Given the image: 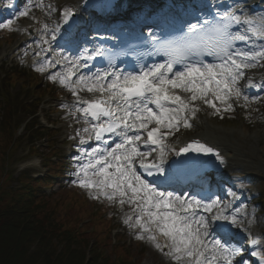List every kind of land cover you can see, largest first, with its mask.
Masks as SVG:
<instances>
[{"label":"snow or ice","instance_id":"1","mask_svg":"<svg viewBox=\"0 0 264 264\" xmlns=\"http://www.w3.org/2000/svg\"><path fill=\"white\" fill-rule=\"evenodd\" d=\"M8 7L12 5L9 4ZM31 7L29 2L16 15L28 16ZM48 7L51 8V5ZM71 14V10H65V22ZM12 24L13 20L0 23V29L11 30ZM205 25H209L207 30ZM234 25L237 26L236 31L232 30ZM241 25L245 26L243 32L239 30ZM55 38L53 34L52 39ZM253 38L264 40V16H241L234 11H226L217 13L215 23L205 20L203 24L190 25L183 45L171 47L164 52L168 57L165 63L155 64L138 74L121 76L116 72H105L97 74L92 80L82 76L76 82V88L71 87V77L74 75L71 70L66 75L59 76V82L69 86L73 96L77 97V104L84 105L77 108V111L84 115L86 122L88 117L95 121H99L101 117L107 118L104 123L92 124L91 129L84 128L83 131L94 134L97 141L102 140L104 133H112L121 138L113 148H96L86 153L90 159L81 166L83 178L79 180V185L97 189L98 194L93 198L99 199L103 195L109 201L119 203L121 207L125 204L132 206L136 216L135 223H130V227H139L142 232L150 233L148 239L154 242L157 241L156 233L167 238L168 243L164 247L170 248L169 254L177 262L187 257L192 264H213V261L233 264L241 250L216 239L211 241L209 247L206 241L210 234L209 218L200 216L198 210L212 212L215 208L217 212L211 219L229 221L233 225L237 224V218L235 215L225 214L227 205L222 207L218 197L204 202L195 198L185 200L171 192L158 191L142 178L136 166L138 164L149 176L154 174L153 169L157 174L164 173L165 149L168 147L164 141L178 131L181 125L185 128L192 127L190 116L194 117L199 110L194 106V101L201 100L209 107L216 108V111L220 109L214 101L224 105L225 111L232 109L228 101L244 95L238 85L245 70L264 62V45L255 49L236 50L237 42H248ZM202 52L216 56L220 62L187 64L183 71H177L169 77L175 63L182 62L189 54L200 55ZM83 58L69 61L71 67L75 68ZM91 58L93 57H88ZM37 70L43 72L45 68L41 66ZM108 76L112 79L105 83ZM50 79L56 80L57 76H51ZM77 89L99 93L100 98L81 100ZM173 90L190 95L185 98ZM209 94L212 98H209ZM244 99L247 101L249 97L244 95ZM150 105H155V110ZM130 132L133 134L130 135ZM141 132L147 134L143 139ZM86 142L82 137L80 143ZM139 143L157 145L158 157L148 161L147 157L151 152L141 151ZM190 151L215 155L223 163L218 152L198 141L187 144L177 154ZM161 208L167 211H160ZM132 219V216L126 217L125 223ZM138 238L144 239V236L140 235ZM252 243L258 245L260 241L254 239ZM155 246L161 248L159 242ZM208 252L211 253V260L205 256ZM252 255L259 256L264 264V255L258 252H253ZM201 257L205 259L202 261Z\"/></svg>","mask_w":264,"mask_h":264},{"label":"bare ground","instance_id":"2","mask_svg":"<svg viewBox=\"0 0 264 264\" xmlns=\"http://www.w3.org/2000/svg\"><path fill=\"white\" fill-rule=\"evenodd\" d=\"M164 1H165L164 4L167 5L166 7H169V10H173L171 4L169 3V0H164ZM196 1L198 2V8H199V6L203 7L207 0H196ZM212 1L216 7L220 5H231L233 7H236L238 14L241 16H249V17L264 16V0H212ZM81 2L82 0H52L50 11H47V9L43 7L44 8L43 17L27 18V21L22 26L23 28L20 29V32H23V30H31L32 36L26 35L22 37V34L19 33L20 40H18L17 42L19 43V46L16 45L15 48L8 53V55L13 56L14 53H17L18 50L21 51L22 56L29 55V50L31 49V46L38 44L39 46H42V48H44L46 54L51 51V55L48 57L49 63L52 64L53 62L54 66L63 67L66 70V74L68 73L69 70H71L73 73L77 72L76 70L77 66L75 68H72L69 61H75L77 58L81 57L80 54L73 53L71 56H68L67 52L63 50L65 49V44L70 40H72L74 37V36L68 37L61 31L60 25L62 19L64 18L65 10L66 9L71 10V12L75 11L80 14L79 30L84 35L83 37L86 36V32L90 31L92 33L99 34V31H103L105 29V24H103L101 27L98 25H94V23L90 18L93 11L90 8L89 10L83 11V9L80 8ZM139 2L142 7H147L148 6L147 2H149V0H136V3ZM132 3H134V0H121V3L117 8L126 10L132 6ZM254 4L260 6L261 10L259 11V13L256 14L251 13L250 6ZM177 8L180 7L177 6ZM149 10H152V14L154 17L152 22H157L165 19L164 15L161 14L159 7L156 6L153 8L149 7L147 11ZM201 11L202 10H198V15L201 14ZM137 14L140 15L138 17L142 20H145L146 17H148V12H144L143 14L144 16L141 15V13H137ZM148 18L151 19L150 16ZM45 25H47V28H45ZM110 28L113 29V27ZM107 31L114 32L113 30L110 29H108ZM243 31L244 28H242L241 32ZM53 34H55L56 37L55 40L52 39ZM80 39L83 40L82 37H80ZM66 48L69 49L68 47ZM33 50H34L33 48L32 50H30V54L32 53ZM65 57H67L68 59H65ZM5 58L6 57L4 56V59ZM81 68L82 66L80 67V69ZM88 78L94 79L95 77L90 76ZM243 79L244 82L240 83L241 82L240 80L238 85L241 88L242 93L244 92L246 87L247 88L253 87V91L256 94L261 91H264V71L254 75L246 74V76ZM250 82H251V86H249ZM105 83H107V81H105ZM94 98L96 97H92V98L87 97L84 99L92 100ZM73 103L75 104V106L73 107L76 112L75 119L82 122V125L86 124L87 126L84 128L90 129L91 124H88L89 123L88 119L86 122V118L84 117V115L81 112L77 111V108L83 107L84 105L77 104V100ZM243 121L245 122L243 124V128L236 130H227V128L225 127H220L209 117H206L204 120H198L197 122H193L190 117V123L192 127L196 128L195 135L188 134L180 139L177 140L174 139L172 141L169 138H167L164 141L165 144L168 146L165 149L164 164H166L176 155V151L179 146H181L184 142L192 138H198L202 140V142H205L208 145L213 146L214 148H218L220 150V157L222 158V160H224L226 167L220 174L214 176L215 178L214 184L222 185L223 186L222 192L228 196L227 203L225 204L227 205L225 214L230 216L235 215L237 218V224L234 225L237 233L234 232L236 233L234 235H240L239 234L240 232H242V234L249 232L253 237L252 240L254 239L259 240L261 238H264L262 237V232L260 229L262 228L261 225L262 222L257 219L255 211L246 210L244 208V204L249 201L248 198L252 195L253 189L254 188L258 189V187L254 185L253 179H258L259 181L264 180V140L262 139L261 131L259 130L260 123L256 121L250 122L248 118H244ZM83 129H80V131H82L85 135H87L88 133H85ZM162 131H166V130L162 129ZM249 131H253V134H251ZM141 135H144V137H146L147 134H145V132H141ZM114 137H116L114 138L115 143H119L121 141V138L119 136L115 135ZM86 141L88 145H93V143H90L89 140ZM138 146L140 147L141 151L151 152V155L149 156V158H147L148 161H150V159L155 160L159 155V148L157 145H151V144L145 145L143 143H139ZM153 149L156 150L153 151ZM195 193H192L188 200L195 198L193 196ZM202 211H203L202 209H199L198 214L200 216L209 218L210 221V216L208 212L203 211L204 214H201L200 212ZM135 216H134V221H135ZM256 226H259V228ZM209 233L210 234L206 238V241L209 243V247H211V241L214 240V237L217 240L216 236L218 234L214 230L213 225L210 226ZM161 237L164 236L160 235L159 239ZM247 237L248 240L245 241L249 242L250 236ZM221 242L223 243V241ZM166 248L167 250H170V248L168 247ZM261 248H262L261 244L259 245L252 244V252H258L261 254ZM205 256L209 260H211L210 252L205 253ZM204 259L205 257H201L202 261ZM170 260H173V258L170 257ZM147 264H154V263L152 262V260H150L147 262ZM213 264H223V262L213 261Z\"/></svg>","mask_w":264,"mask_h":264},{"label":"trees","instance_id":"3","mask_svg":"<svg viewBox=\"0 0 264 264\" xmlns=\"http://www.w3.org/2000/svg\"><path fill=\"white\" fill-rule=\"evenodd\" d=\"M16 110L13 103L0 116V264H128L126 259L117 260L123 254L121 250L109 249L106 226L95 222L96 215L88 209L85 198L81 197L84 203L78 214H72V208L79 206L76 191H69L67 198L42 194L53 177L64 176L59 163L46 160L48 174L44 178L20 174L15 179L18 186H12L11 159L25 138L18 136L19 130L23 126L25 135L35 140L44 139L47 132L36 129L35 124L20 123ZM84 218L93 220L94 232L90 235L78 229Z\"/></svg>","mask_w":264,"mask_h":264},{"label":"rangeland","instance_id":"4","mask_svg":"<svg viewBox=\"0 0 264 264\" xmlns=\"http://www.w3.org/2000/svg\"><path fill=\"white\" fill-rule=\"evenodd\" d=\"M8 1V0H7ZM4 2V4L7 3ZM51 1L52 0H41L40 5H47L50 4L51 5ZM155 0H151L152 4ZM160 1V0H159ZM30 16L32 17H39L42 16L43 13L42 12H36L35 10L30 11L29 13ZM28 15V16H29ZM27 17V16H26ZM26 17H17L15 19H7L5 20L3 23L7 22L8 20H13V24L11 25L13 27L12 29V34L10 39H6L5 37H0V78H2V67L5 66V69H9L12 66L15 65H19L20 62L23 63H27L26 60L24 59H15L13 60V57H8L7 59H3V55L5 56V53L8 52L9 50L13 49V46L18 42L19 38L16 34L18 33V30L23 26V24L26 21ZM26 35H31V32L27 31L25 32ZM39 58H44V56H40L38 58H30V60L33 62H35L37 59ZM8 63V64H5ZM28 64V63H27ZM31 65V64H30ZM31 68V67H29ZM34 69V68H33ZM36 70V69H35ZM48 69H45V74L42 77L40 84H39V88L44 89L46 86L53 84L56 85L58 87V89L63 92V96H65V98L63 100H61L60 102H57L55 99H51L48 96L45 97L43 99V106H42V112L40 113V122L41 123H46L47 120L54 122V124L56 125V133L54 132L53 137H52V142L55 144V148L58 150V156L56 159H62L64 160V163H67L70 168L69 170L66 168V170H68L69 172H72V174L74 173L75 177L74 180L75 181H79L80 179L83 178V174L81 172V166L85 165V161L86 158L83 157V153H80L81 149V143L80 140L81 138H86L87 136L90 135H84L83 132L80 131V129L82 127H85L84 125L80 124L78 121H73L74 117H75V111L73 109L70 110L69 105H67L66 103H71L72 101L76 100L77 97L73 96L72 91L70 90L69 86L63 85L59 82V78L57 77L56 80L50 79V77H48ZM43 71V72H44ZM58 74H60L58 72V70H55ZM247 74H253V73H258L259 70H251L248 69L246 70ZM41 72V73H43ZM32 82H26L25 85H31ZM77 87V85H76ZM74 87V88H76ZM26 87H22L21 84H18L14 89H12V93L13 94H17V96L19 97L20 100L23 99H30V100H35V96H36V89H25ZM78 96L81 99L84 96H94V95H99V93H92V92H88L87 90H78ZM178 92V94H180L182 97L187 98L190 94L189 93H185L182 91H176ZM264 95V92L261 93L259 96L262 97ZM211 94H209V98H210ZM257 96L253 97L251 99V102L247 103V101H245L244 96H241L240 100L237 99H233V100H229L228 103H230L232 105V109L229 111H225L224 108L225 106L222 105L221 103L218 104L216 102V107L220 109V111H216V108L213 107H209L208 105L204 104L203 101L200 102H193L194 106L196 108H198L199 110L196 113L195 119L197 120H204L206 117H209L210 119H212L215 123H217L220 127H225L227 128V130H236V129H241L243 128V124L245 123L243 121L244 118H248L250 120V122L252 121H260V126H259V130L261 131V135H262V139L264 140V106L262 105V103L260 102H255L257 101ZM253 102V103H252ZM256 108L258 109V113L257 114H253L251 112L256 110ZM205 111V113H204ZM204 113V114H203ZM27 118V116L25 114H22V116L20 117V120L23 121ZM243 118V119H242ZM197 122V121H196ZM47 124V123H46ZM194 131V132H193ZM195 131L196 128L192 127V130L189 131L188 128L183 127V125H181L179 127V130L176 134L174 135H170L168 136L170 138V140H174V139H179L181 137L186 136L187 134H193L195 135ZM251 134H253V131H249ZM79 133V134H78ZM225 140V139H223ZM38 147H43V150H40V154H43L44 147L46 146L45 141H42L41 143H38L37 145ZM29 147L30 145L27 144L26 141H24L21 146L19 147V149L16 152L15 158L14 160L11 159V163L13 162L10 170L13 173V179L14 182L12 184V186L15 188L18 186V183L15 181L16 177L18 176V174L22 171H28L30 174H32L33 176H39L45 173L44 169L42 168L41 164H40V160L38 159V157H30L29 156ZM47 151L44 152V154H46ZM77 156L74 159H67L66 161V157L68 156ZM65 165V164H64ZM258 181V180H257ZM255 181V183H259L256 185H259V189L254 188L253 189V193H254V200H253V204H248V208H252L256 211V215H257V219L259 221H261V225L262 228L261 232H262V237H264V205H263V200H264V180H260L259 182ZM63 185V187L68 188L69 184L66 182L60 184ZM64 188V189H65ZM72 188V187H70ZM86 189V188H85ZM68 190V189H66ZM96 191H98L97 189H95ZM54 191H59L58 185H55L52 190L46 191L47 193H51ZM72 191V190H70ZM83 194L87 193L86 191H84L82 188L80 190ZM64 194L62 196V198H67V193L66 191H64ZM79 198V206L77 205L76 207L74 206L72 208V214H78L79 212V207H83V203L84 201L81 199L80 196H78ZM119 199V198H117ZM108 199H106L107 201ZM75 203V202H74ZM54 202H51L50 206H53ZM93 203H92V207H93ZM108 205L110 208V213L112 216H116L118 215V210H115V205L116 202H111L108 200ZM128 204H125L123 206L124 210L122 211V213L119 215L117 222L119 220H121V223L123 222V218L122 217H128V216H133V214L130 213V210H132V206H127ZM89 209V207H88ZM69 213L67 211H64V214ZM70 214V213H69ZM131 214V215H130ZM116 223V222H115ZM125 223V222H124ZM130 223H132V221H130L129 223H125L126 226L129 225ZM259 228V226H256ZM138 229L135 230H126L125 226L121 227V229H119L117 231V233H121L123 235V242L122 244H125L127 246V248L131 249V251H134V258H133V262H137L139 260V262H141L140 264H147L148 261L152 260V262L154 264H176L173 263L172 261H169L167 259L168 254H166V251H163L162 248H157L156 242H158V240L156 242L148 239L146 236H149L150 233H143L142 235L144 236V239H139L137 235ZM264 241V239H263ZM121 246L120 244H117L115 247ZM32 248V247H31ZM30 248V252L31 250H33V248ZM262 253L264 254V244L262 245ZM104 254H106L108 256V253L106 251H104ZM246 254V253H245ZM142 255V256H141ZM110 257V256H109ZM142 258V260H140L139 258ZM112 259H114V256H111ZM124 259H126L127 261L128 256H124ZM118 260V258H117ZM183 264H188L189 262H191L189 260V258H184L181 260ZM246 261V260H245ZM244 261V255L238 254L235 258H234V263L236 264H245ZM132 262V263H133ZM130 263V262H129ZM131 264V263H130ZM247 264V262H246Z\"/></svg>","mask_w":264,"mask_h":264}]
</instances>
